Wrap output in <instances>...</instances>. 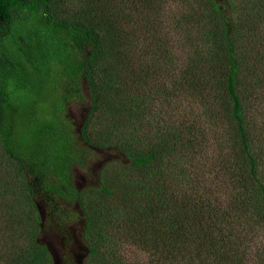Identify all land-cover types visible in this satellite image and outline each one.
Masks as SVG:
<instances>
[{
    "label": "trees",
    "instance_id": "obj_1",
    "mask_svg": "<svg viewBox=\"0 0 264 264\" xmlns=\"http://www.w3.org/2000/svg\"><path fill=\"white\" fill-rule=\"evenodd\" d=\"M106 2L0 0V148L23 177L28 233L40 255L29 264H58L59 256L62 264H123L91 238L87 189L75 176L93 166L99 174L117 157L140 170L168 163L185 181L172 189L141 183L137 201L127 198V210L138 213L131 237L144 251L140 264H264V0ZM114 8L123 10L118 22L108 14ZM139 39L153 63L142 62ZM161 59L169 114L182 121L179 99L189 96L219 133L208 140L191 111L185 135L160 134L145 152L92 131L99 119L136 113L141 77L149 70L156 78L149 66ZM82 100L77 129L66 104ZM108 148L112 155H103ZM3 221L25 234L24 216L7 212ZM79 246L81 262L72 249ZM1 247L0 264H8Z\"/></svg>",
    "mask_w": 264,
    "mask_h": 264
},
{
    "label": "rangeland",
    "instance_id": "obj_2",
    "mask_svg": "<svg viewBox=\"0 0 264 264\" xmlns=\"http://www.w3.org/2000/svg\"><path fill=\"white\" fill-rule=\"evenodd\" d=\"M108 2L116 3L119 1L118 6L120 8L122 0H106ZM72 4L77 0H69ZM175 6L173 5V8ZM177 8H180L178 6ZM116 8L109 10L114 19L119 18V14L116 12ZM179 10V9H178ZM165 11V10H164ZM162 12L163 18L162 25H166L170 17H172V11L165 13ZM118 14L115 18L114 15ZM122 35V34H121ZM145 42L142 39L137 40L135 48L140 50L142 62L153 63L149 60L147 55L143 54L145 51ZM156 66L157 77L154 78L151 75V71H145V78L141 77L139 82L138 95L135 101V107L133 108L136 113L127 117L123 115V112H117L116 115L111 116L110 119L97 120L92 124V131L102 134L107 142L113 143H125L128 142L131 145V149L134 151L145 152L152 144L159 140V135H172L173 129H178L181 135H185L186 121L188 119L189 112L194 113L196 124L198 129L204 131V134L208 140H212L215 134L221 130L220 126H217V121L214 126L209 127L205 116L203 115V106L200 101L192 100L191 97L184 95L179 99L180 106L183 107L182 121H176L173 119L172 114H169V109L172 107L173 102L171 98L169 100L166 96V90L170 87L168 78L165 77L166 67L164 60H159L158 64H152L149 67ZM153 73V71H152ZM143 75V73L141 74ZM213 103V111L221 115L220 104L221 102L215 100ZM87 108V101H70L66 104V113L72 118L76 128H79V124L82 121L85 110ZM193 110V111H192ZM212 112V116H217ZM125 117V118H124ZM177 118V117H175ZM219 125V123H218ZM200 127V128H199ZM212 146V144H209ZM103 155H112V150L108 148ZM162 168V169H161ZM159 170L137 169L129 165L128 161L124 157H117V159L111 160L102 171L98 174L97 168L93 166L87 172L75 171L76 183L79 188H86L85 195V208L89 212V215L94 224V229L90 234L95 243L100 245L102 251L108 246L114 254L122 259L123 264H140L141 260L145 258L144 251L134 242L132 239L134 230L133 227L136 224L138 213L133 210L135 208H126V200L134 199L137 201L139 192L134 190L138 189L141 183L162 184L172 189L174 184L183 185L184 179L181 175L176 173L174 175L171 172V168L168 163H164V166ZM100 186L109 190L110 193L98 191ZM150 186V185H148ZM10 213L11 216H24L25 217V234L21 237L22 229L5 228V233L9 236L2 238L0 244L2 245V252L8 255V264H29L28 260L30 255L37 253L38 251L33 248L30 242V234L28 233V215H30V208L26 197L23 195V177L16 167L15 162L5 156L0 148V225L4 226L3 215ZM96 224V225H95ZM98 226V228H97ZM97 233L101 234V237L96 238ZM54 237H52L53 239ZM110 239H117L115 243L108 244ZM108 242V243H107ZM52 247L57 253L62 252L61 246L55 241L52 242ZM78 250L77 256L80 259L84 249L72 248ZM81 251V252H80ZM71 252V256H72ZM20 260H23L20 262ZM36 261V260H35ZM34 261V262H35ZM75 261V259H74ZM62 258L59 256L58 264H62Z\"/></svg>",
    "mask_w": 264,
    "mask_h": 264
}]
</instances>
